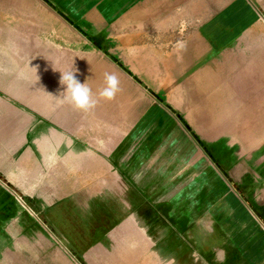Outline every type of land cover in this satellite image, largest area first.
<instances>
[{
    "label": "crops",
    "instance_id": "1",
    "mask_svg": "<svg viewBox=\"0 0 264 264\" xmlns=\"http://www.w3.org/2000/svg\"><path fill=\"white\" fill-rule=\"evenodd\" d=\"M36 1L65 64L137 91L83 111L32 90L30 149L0 156V264H88L103 241L159 264L151 225L177 223L187 264H264V0Z\"/></svg>",
    "mask_w": 264,
    "mask_h": 264
},
{
    "label": "rangeland",
    "instance_id": "2",
    "mask_svg": "<svg viewBox=\"0 0 264 264\" xmlns=\"http://www.w3.org/2000/svg\"><path fill=\"white\" fill-rule=\"evenodd\" d=\"M42 12L36 0H0V156L13 153L15 157V153L20 154L30 149L29 139L22 137L26 136V132L29 136L30 128L24 129L22 125L29 124L32 90L36 92V88L46 87L48 82L54 84L55 89L66 87L60 84L61 73L54 68L62 71L76 70L74 73L76 77L80 82L86 81L92 90L103 88L105 81H101L104 86L91 82L89 78L96 76L91 70L101 67L107 69L108 74L110 72V65L105 64L97 66L65 64L64 60L69 58L64 57L62 47L56 46L61 44L57 43L62 41L61 34L47 28L48 21L51 25L54 23L57 28L60 27V23L54 18L42 16ZM119 83V93L125 92L126 88L133 93L137 91L133 82L120 81ZM125 98L130 99L131 105L139 106L146 103L144 97ZM125 98L120 96L119 103L127 104L121 102ZM96 99L104 107L107 106L106 109L113 105L110 99L98 96ZM20 117H26L28 121L21 125ZM22 141L24 143L19 145ZM161 211H166L167 214L170 212L169 209H161ZM158 228L167 232V240L154 245L161 254L159 257L154 256L153 259H157L159 264H180L181 260L184 261L183 264H187L185 251L190 246L188 241L178 240L176 230L178 223L151 225L152 232L157 231ZM103 243L104 249L101 254L93 253L88 259V264H133L132 258L117 256L118 253L126 251L125 249L118 248L117 244L110 241H103ZM178 249H180L179 253L183 254L182 258L178 257Z\"/></svg>",
    "mask_w": 264,
    "mask_h": 264
},
{
    "label": "clouds",
    "instance_id": "3",
    "mask_svg": "<svg viewBox=\"0 0 264 264\" xmlns=\"http://www.w3.org/2000/svg\"><path fill=\"white\" fill-rule=\"evenodd\" d=\"M54 69L60 71V84L66 86L63 87L58 94L60 103L67 102L73 107L83 111H89L96 105L97 100L93 97L91 86L86 81L80 82L74 74L76 70L73 71L69 69L67 71H62L58 68ZM119 90V80L117 76L115 74H105V86L99 91L98 95L99 97L112 99Z\"/></svg>",
    "mask_w": 264,
    "mask_h": 264
}]
</instances>
